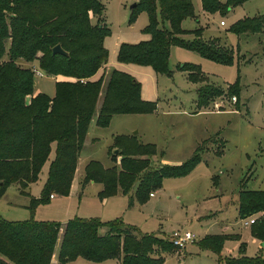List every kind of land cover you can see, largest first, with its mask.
<instances>
[{
  "label": "trees",
  "instance_id": "1",
  "mask_svg": "<svg viewBox=\"0 0 264 264\" xmlns=\"http://www.w3.org/2000/svg\"><path fill=\"white\" fill-rule=\"evenodd\" d=\"M247 0H231L241 4ZM205 11L225 12L228 5L220 0H202ZM103 6L98 0H0V196L8 185L16 182L24 190L37 179L55 141V157L50 163L43 192L31 197L33 212L37 203L50 194L68 193L77 156L83 145L88 124L101 92L97 124L107 125L115 113L149 112L156 104L141 97L140 83L128 72L114 68L103 87L108 50L104 39L109 28L91 23V14L100 16ZM145 11L148 39L119 46L117 62L150 67L157 73H168L171 46L196 51L203 57L222 64H232L231 49L217 40L202 38V28L185 30L182 22L194 15L192 0H137L131 18ZM264 30V14L247 17L233 25L236 34ZM191 33L193 37L184 39ZM59 44L66 55L52 54ZM6 57V58H5ZM36 62L47 76L58 78L54 94L35 92L34 72L18 60ZM188 79L198 80L199 68L182 65ZM101 71V72H100ZM100 72V75H96ZM233 96L236 90L231 91ZM222 94L209 85L199 88L198 104L209 102L211 96ZM121 165L104 167L90 160L84 167L82 185L89 181L102 183V196L131 192L143 199L160 186L163 176L186 172L199 159V146L181 165L149 168L154 143H144L135 137H118ZM142 174L141 176H139ZM239 214L248 217L259 214L251 223L252 233L264 241V189L243 187L239 195ZM100 221L94 217H73L59 221L37 220L31 214L25 220H8L0 216V264H50L54 247L62 227L56 264H67L78 256L101 261L117 258L124 264H162L163 252L179 247L169 239L153 234L134 233L129 226L110 224L100 233ZM228 238L225 234H208L201 239L204 247L220 252ZM242 241L239 256L227 264H264V257L245 254Z\"/></svg>",
  "mask_w": 264,
  "mask_h": 264
},
{
  "label": "rangeland",
  "instance_id": "2",
  "mask_svg": "<svg viewBox=\"0 0 264 264\" xmlns=\"http://www.w3.org/2000/svg\"><path fill=\"white\" fill-rule=\"evenodd\" d=\"M98 1L103 11L100 16L91 14V23L100 19L110 31L104 39L108 62L103 87L112 69L125 70L140 83L141 97L154 101L156 106L149 112L115 113L108 124L102 126L97 124L101 92L77 156L68 193L47 195L33 212L29 207L30 198L39 197L43 192L50 163L55 157L53 141L37 179L24 190L12 182L0 196V216L25 220L32 214L37 220L62 223L76 216L94 217L101 223L100 233L106 232L110 224H119L118 227L129 226L126 229L132 227L161 239H168L173 231L189 229L193 232L195 237L179 250L162 253V264H227L229 258L243 253L242 241L246 243L245 254L249 257H264V241L252 233L251 225L245 224L246 219L259 214L242 217L238 208L243 187L264 189V30L242 34L231 31L238 21L264 14V0H247L241 4L220 0L228 8L215 13L205 11L202 0H192L194 15L182 22V28H202V38L217 40L221 46L231 49L234 61L222 64L196 51L171 46L168 73L117 62L121 44L148 39L144 31L148 15L140 11L131 18V6L137 0ZM221 21H225V25H221ZM183 37L189 40L193 35L187 33ZM20 61L23 64L18 63L20 66L40 69L36 62ZM182 65L199 68L196 82L188 79V70ZM54 84L47 75L34 76V86L49 96L54 94ZM207 85L222 94L211 96L209 102L201 106L199 88ZM234 90L236 99L231 92ZM118 137H135L144 143H154L156 151L148 166L151 169L181 165L190 159L197 146L201 159L182 174L163 176L160 186L152 189L154 196L140 199L135 188L129 193L118 190L102 196V183L89 181L82 185L84 167L90 160H97L104 167L119 168L122 155L116 143ZM215 233L228 236L220 252L199 242ZM58 243L56 241L52 255L56 259ZM68 262L124 264L117 258L92 261L82 256Z\"/></svg>",
  "mask_w": 264,
  "mask_h": 264
},
{
  "label": "built area",
  "instance_id": "3",
  "mask_svg": "<svg viewBox=\"0 0 264 264\" xmlns=\"http://www.w3.org/2000/svg\"><path fill=\"white\" fill-rule=\"evenodd\" d=\"M221 25H225V21H221ZM34 75L37 77H43L45 74L38 68L33 67L32 68ZM234 99H236V96H234ZM219 106L220 104L217 103ZM149 195H154L153 191L149 192ZM50 196H53V194H50ZM255 221V217H249L245 220V224H251ZM195 237L194 233L191 232L189 229L181 230V231H173L171 235L168 237L169 240L173 242L174 245L177 247L183 246L186 242L192 240Z\"/></svg>",
  "mask_w": 264,
  "mask_h": 264
},
{
  "label": "crops",
  "instance_id": "4",
  "mask_svg": "<svg viewBox=\"0 0 264 264\" xmlns=\"http://www.w3.org/2000/svg\"><path fill=\"white\" fill-rule=\"evenodd\" d=\"M184 21V20H183ZM193 30V29H192ZM187 34H185L184 36H186ZM18 63H20L21 65H23L22 63H21V61H20V59L18 60ZM26 67V66H25ZM106 68V67H105ZM104 71H105V69H104ZM125 71V70H124ZM49 77H51L53 80H54V82L58 79V78H60V77H56V76H49ZM34 88H35V92H40L37 88H36V86H34ZM100 103H101V100L99 101V105H100ZM154 195H155V193H154ZM154 195H152V196H154ZM247 225H251V224H247ZM61 236H62V227L60 228V230H59V234H58V238H57V241H59V243H58V246H59V244H60V240H61ZM264 243V242H263ZM56 262H57V259L54 257V256H52V258H51V263L50 264H56ZM69 263V262H68Z\"/></svg>",
  "mask_w": 264,
  "mask_h": 264
},
{
  "label": "water",
  "instance_id": "5",
  "mask_svg": "<svg viewBox=\"0 0 264 264\" xmlns=\"http://www.w3.org/2000/svg\"><path fill=\"white\" fill-rule=\"evenodd\" d=\"M135 5H136V3L132 4L131 8L134 7ZM51 52H52V54H62V55L67 54V52H65L59 44H56L55 46H53L51 49Z\"/></svg>",
  "mask_w": 264,
  "mask_h": 264
}]
</instances>
